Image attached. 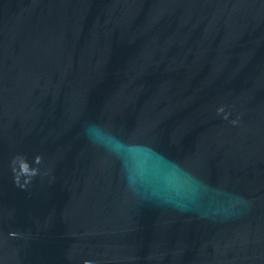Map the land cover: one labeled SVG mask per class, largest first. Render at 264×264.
Instances as JSON below:
<instances>
[{
  "label": "water",
  "instance_id": "water-1",
  "mask_svg": "<svg viewBox=\"0 0 264 264\" xmlns=\"http://www.w3.org/2000/svg\"><path fill=\"white\" fill-rule=\"evenodd\" d=\"M0 264H264V0H0Z\"/></svg>",
  "mask_w": 264,
  "mask_h": 264
}]
</instances>
